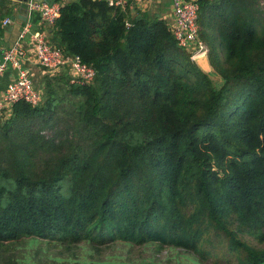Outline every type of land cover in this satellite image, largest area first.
<instances>
[{
    "label": "trees",
    "instance_id": "1",
    "mask_svg": "<svg viewBox=\"0 0 264 264\" xmlns=\"http://www.w3.org/2000/svg\"><path fill=\"white\" fill-rule=\"evenodd\" d=\"M55 1L49 41L95 77L46 74L38 105L0 115V264L119 241L264 264V0H197L219 85L131 0Z\"/></svg>",
    "mask_w": 264,
    "mask_h": 264
},
{
    "label": "built area",
    "instance_id": "2",
    "mask_svg": "<svg viewBox=\"0 0 264 264\" xmlns=\"http://www.w3.org/2000/svg\"><path fill=\"white\" fill-rule=\"evenodd\" d=\"M142 2L145 0H133ZM111 5L123 7L125 0H109ZM29 14L36 12L42 22L51 26L59 16L60 4L54 0H28ZM172 20L168 26L180 47L191 53V58L207 54V47L198 33L197 15L199 4L197 0H171ZM11 22L6 17L1 25L7 26ZM29 42L34 61L45 74L54 75L62 69L68 71L70 82L73 84H88L95 77L92 66L84 63L79 56H66L62 50L54 46L45 31L34 30L31 23L26 21L17 37L7 48L0 53V80L10 69L12 75L7 84L0 88V115L9 111L11 105L17 101H24L33 106L42 100V91L36 87L31 78V72L26 68Z\"/></svg>",
    "mask_w": 264,
    "mask_h": 264
},
{
    "label": "rangeland",
    "instance_id": "3",
    "mask_svg": "<svg viewBox=\"0 0 264 264\" xmlns=\"http://www.w3.org/2000/svg\"><path fill=\"white\" fill-rule=\"evenodd\" d=\"M207 62L210 65L208 55ZM40 68V67H39ZM211 71L207 73L214 85H219L221 83L220 77L213 71L210 65ZM46 75V74H45ZM45 75H40L37 73L36 75H32L31 78L36 87H40L44 83ZM42 83V84H41ZM69 247L67 249L66 247ZM67 246L60 247L59 245H44L41 244V247L48 253L50 260L47 261L48 264H75L72 262H66L69 257L75 256V254L82 259V262H88L89 259L86 257L87 251H90L94 254L97 263L99 264H125L129 261V264H167L168 262H176V256H179V264H194L192 256L187 252H183L181 250H174L168 246L158 247L155 244H130L126 245L122 242H114L110 244H106L104 246H99V252L91 251V247L89 245H85L84 243L77 244H69ZM37 246H34L36 248ZM23 253V250H16L14 254ZM69 256V257H68ZM175 257V258H174ZM173 258V259H171ZM55 259L56 261H51Z\"/></svg>",
    "mask_w": 264,
    "mask_h": 264
},
{
    "label": "crops",
    "instance_id": "4",
    "mask_svg": "<svg viewBox=\"0 0 264 264\" xmlns=\"http://www.w3.org/2000/svg\"><path fill=\"white\" fill-rule=\"evenodd\" d=\"M27 1L28 0H0V14L6 13L0 17V53L17 39L26 21L31 23L32 29L45 31L48 37L50 26H47L42 22L38 13L33 12L29 14L26 6ZM131 1L133 2L129 7L131 13H134L136 9H139L148 12V14L153 17L157 16L166 20L168 24L172 20L171 0H145L142 2ZM2 2L4 5H2ZM6 17L10 18L11 22L7 26H2L1 22ZM29 46V42L26 41L25 47L28 48L27 60L25 63L26 68L33 76L39 73V71L41 76L45 75V71H43L42 68L35 63L32 50ZM203 68L211 71L209 63L204 64ZM11 75L12 70L9 69L0 80V88H3L7 84Z\"/></svg>",
    "mask_w": 264,
    "mask_h": 264
},
{
    "label": "water",
    "instance_id": "5",
    "mask_svg": "<svg viewBox=\"0 0 264 264\" xmlns=\"http://www.w3.org/2000/svg\"><path fill=\"white\" fill-rule=\"evenodd\" d=\"M46 1H49V0H46ZM195 62L196 64L206 73L209 72V70H205L203 68L204 64H207V56L206 55H202V56H199L198 58L195 59ZM208 71V72H207Z\"/></svg>",
    "mask_w": 264,
    "mask_h": 264
}]
</instances>
